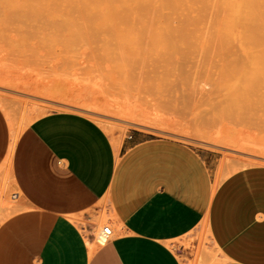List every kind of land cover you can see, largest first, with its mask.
Segmentation results:
<instances>
[{
  "label": "rangeland",
  "instance_id": "1",
  "mask_svg": "<svg viewBox=\"0 0 264 264\" xmlns=\"http://www.w3.org/2000/svg\"><path fill=\"white\" fill-rule=\"evenodd\" d=\"M0 107L18 134L69 111L113 144L179 140L210 153L214 181L264 165V0H0ZM102 208L99 231L115 224ZM178 246L193 264L215 256L204 228Z\"/></svg>",
  "mask_w": 264,
  "mask_h": 264
},
{
  "label": "crops",
  "instance_id": "2",
  "mask_svg": "<svg viewBox=\"0 0 264 264\" xmlns=\"http://www.w3.org/2000/svg\"><path fill=\"white\" fill-rule=\"evenodd\" d=\"M13 130L0 107L1 198L17 193L0 220V264H193L174 245L195 249L203 228L208 264H264L263 164L215 188L210 153L179 140L133 131L113 144L69 111ZM102 206L115 235L97 230Z\"/></svg>",
  "mask_w": 264,
  "mask_h": 264
},
{
  "label": "built area",
  "instance_id": "3",
  "mask_svg": "<svg viewBox=\"0 0 264 264\" xmlns=\"http://www.w3.org/2000/svg\"><path fill=\"white\" fill-rule=\"evenodd\" d=\"M17 193L14 192L11 194L12 199H16ZM100 230L107 236H111L113 231L110 225L103 224V226L100 228Z\"/></svg>",
  "mask_w": 264,
  "mask_h": 264
},
{
  "label": "bare ground",
  "instance_id": "4",
  "mask_svg": "<svg viewBox=\"0 0 264 264\" xmlns=\"http://www.w3.org/2000/svg\"><path fill=\"white\" fill-rule=\"evenodd\" d=\"M14 130L12 131V138L14 137ZM12 146V145H11ZM9 153H10V150H9ZM221 182V180H219V179H216L215 181H214V187L216 188L217 186H218V184ZM91 244H95V243H91ZM98 244V243H97ZM90 245V244H89ZM93 247H95V245H92ZM90 247H91V245H90Z\"/></svg>",
  "mask_w": 264,
  "mask_h": 264
}]
</instances>
